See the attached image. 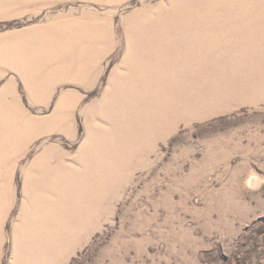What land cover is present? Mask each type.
<instances>
[{
    "label": "rangeland",
    "instance_id": "obj_1",
    "mask_svg": "<svg viewBox=\"0 0 264 264\" xmlns=\"http://www.w3.org/2000/svg\"><path fill=\"white\" fill-rule=\"evenodd\" d=\"M0 264H264V0H0Z\"/></svg>",
    "mask_w": 264,
    "mask_h": 264
},
{
    "label": "bare ground",
    "instance_id": "obj_2",
    "mask_svg": "<svg viewBox=\"0 0 264 264\" xmlns=\"http://www.w3.org/2000/svg\"><path fill=\"white\" fill-rule=\"evenodd\" d=\"M153 141L154 140H133L131 142H133L135 144L136 148L140 147V146H143V148H144L146 146L147 147L146 150H149L153 147ZM140 142H141V144H140ZM146 150L143 149V151H138V152L144 153ZM83 170H84L83 171L84 174H81V175L72 173V171L70 170L68 172V174H70V175L68 176V174H67L68 177H66V178H63L58 173H54L52 175V177L44 175V177L41 180H39V185L34 184V186L32 188H30L26 191V194L29 197L28 202L31 203L33 205V207L38 208V207H46L52 202H58V201H62L64 199V201L66 200L67 201L66 203H68L74 209V211L70 214H73V215L76 214L74 216H71V219L72 220H82L83 222H85V224H87L89 221V219H88L89 214L88 213L94 214V213H96L97 209L92 204H90L88 207H85L83 205V198L80 196V194H79V196L78 195L73 196V193L65 191V190L71 191V190H75V189H78V190L80 189L81 191H78L79 193L85 192L82 189L83 188L86 189V185H87L88 189L89 188L95 189V185H96L95 180L96 179L90 178L88 180L89 177H86V174H87L86 172H88L89 170L84 168V167H83ZM58 171H59V169L56 170V172H58ZM91 173H94V172L91 171ZM91 177H94V176H91ZM103 179L104 178L101 177V180H103ZM46 180H48V181H46ZM68 180L71 181L70 186L67 185ZM113 180H116V178H113ZM100 185L103 187L104 193H106L108 186L106 184H100ZM42 187H45V190H47L48 193H49V191H52V190H54V191L51 194L49 193V195L47 193L45 195H42L41 194V192H42L41 188ZM88 194L92 197H96L94 192L88 193ZM102 196L103 195L100 196V200H102ZM86 209H88V210H86ZM85 213H87L88 216H86ZM52 215L54 218L57 219L55 214H52ZM61 222H67V220H65L62 217ZM74 222L76 223V221H74ZM68 223L70 224V220L68 221ZM48 225H49V228L54 227V225L52 223H50ZM71 227H70V229H71ZM76 227L77 228L83 227V225L76 224ZM57 233H61V231L58 230Z\"/></svg>",
    "mask_w": 264,
    "mask_h": 264
}]
</instances>
